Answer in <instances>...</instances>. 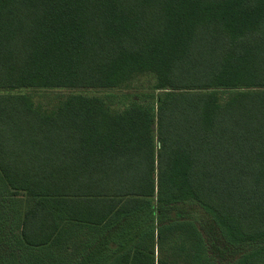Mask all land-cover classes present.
I'll list each match as a JSON object with an SVG mask.
<instances>
[{
    "label": "trees",
    "instance_id": "1",
    "mask_svg": "<svg viewBox=\"0 0 264 264\" xmlns=\"http://www.w3.org/2000/svg\"><path fill=\"white\" fill-rule=\"evenodd\" d=\"M48 90L77 93H23ZM0 176L29 199L28 247L121 224L156 244L122 264H168L179 231L195 264H264V0H0Z\"/></svg>",
    "mask_w": 264,
    "mask_h": 264
},
{
    "label": "rangeland",
    "instance_id": "2",
    "mask_svg": "<svg viewBox=\"0 0 264 264\" xmlns=\"http://www.w3.org/2000/svg\"><path fill=\"white\" fill-rule=\"evenodd\" d=\"M151 84L152 78L146 76L141 77L135 82L134 87L141 89ZM134 91L133 89L127 97L131 96ZM127 92V90H102L87 92L85 95L89 97L99 96L106 98L107 96H111V98H120L122 96L126 97ZM23 93L31 95L36 104H43L48 110H52L60 101L67 99L77 92L70 90H48L36 92L23 91ZM218 96L223 102L230 98V95L222 90L218 91ZM187 206L189 210H192L193 206ZM29 207L30 202L26 194L21 192L14 194L13 191H9L0 176V264H82L90 254H93L91 256V264H122L120 263L121 257L124 254H128L131 250L144 249L151 246H155L154 248H156V244L149 245L148 241L144 242L137 239L135 233H133V237H130L129 234L127 235L125 233L127 229L122 227L121 224L113 229L106 230L104 234H99L96 230L87 226L70 222L65 223L64 226L62 225L63 236L59 244L31 248L26 246L21 240L22 222L25 212ZM145 212L146 210L140 213V215H144ZM196 212L197 209H194L193 213L195 215L198 214ZM189 231L190 229H188V234H186L188 239L185 242H188V244L184 249V253L186 255L195 254V258L199 260L196 254L201 255L202 253L200 252L199 254V251L193 247V244H197V241L194 240L193 242L192 239H189L192 236ZM168 234L169 239L163 245L164 255L169 256L168 264H195L187 257H182L184 256V254H181L184 243L181 237L183 232L179 231ZM121 246L123 247L121 248ZM247 251L248 249L240 250L232 256H220L211 252L209 248L206 258L207 264H234ZM155 257L157 262V249ZM199 262L201 264L200 260ZM199 262L196 264H199Z\"/></svg>",
    "mask_w": 264,
    "mask_h": 264
}]
</instances>
